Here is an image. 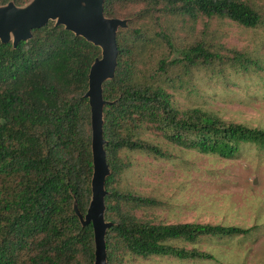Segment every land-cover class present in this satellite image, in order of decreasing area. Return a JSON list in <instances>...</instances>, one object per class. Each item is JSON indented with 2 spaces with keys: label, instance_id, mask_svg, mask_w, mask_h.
<instances>
[{
  "label": "trees",
  "instance_id": "1",
  "mask_svg": "<svg viewBox=\"0 0 264 264\" xmlns=\"http://www.w3.org/2000/svg\"><path fill=\"white\" fill-rule=\"evenodd\" d=\"M30 0H0L23 6ZM108 18L128 20L116 35L114 78L103 84V138L111 170L105 183L107 264L126 257H206L173 245L234 239L252 228L199 223H154L138 215L154 199L119 187L129 164L122 152L156 159L168 155L145 140L157 133L168 143L233 159L246 143L264 145V130L203 111L180 110L173 92L205 70L248 73L258 61L220 44L201 20L227 19L255 29L264 10L249 0H106ZM99 48L49 22L32 38L0 44V264H94L92 226L82 227L93 172L90 107L85 93Z\"/></svg>",
  "mask_w": 264,
  "mask_h": 264
},
{
  "label": "rangeland",
  "instance_id": "2",
  "mask_svg": "<svg viewBox=\"0 0 264 264\" xmlns=\"http://www.w3.org/2000/svg\"><path fill=\"white\" fill-rule=\"evenodd\" d=\"M264 10V0H249ZM208 29L220 44L248 54L259 68L248 73L211 75L199 70L183 89L173 92L180 110L200 108L224 121L264 130V24L255 29L227 19L201 20L197 33ZM145 140L168 157L156 159L124 150L129 168L119 187L157 203L143 208L140 217L154 223H199L235 226L252 231L234 239H207L198 245L177 241L173 245L206 257L148 259L126 257L124 264H264V145L246 143L233 159L201 154L168 143L157 133Z\"/></svg>",
  "mask_w": 264,
  "mask_h": 264
},
{
  "label": "water",
  "instance_id": "3",
  "mask_svg": "<svg viewBox=\"0 0 264 264\" xmlns=\"http://www.w3.org/2000/svg\"><path fill=\"white\" fill-rule=\"evenodd\" d=\"M106 0H30L23 6L13 2L0 6V44L13 48L32 38V31L54 22L91 43L100 50V57L92 63L88 74L85 97L90 107L91 154L93 172L91 196L85 215L76 203L73 210L82 227L91 225L94 235V264H107L105 235L113 225L105 221V183L111 174L103 138L104 108L110 103L103 98V84L114 78L118 48L116 35L128 28V20L108 18L103 7Z\"/></svg>",
  "mask_w": 264,
  "mask_h": 264
}]
</instances>
